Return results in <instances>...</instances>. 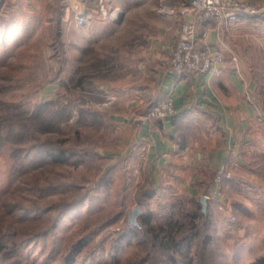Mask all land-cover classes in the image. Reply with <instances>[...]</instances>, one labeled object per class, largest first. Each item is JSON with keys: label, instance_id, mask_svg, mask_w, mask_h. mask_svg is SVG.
I'll return each instance as SVG.
<instances>
[{"label": "rangeland", "instance_id": "rangeland-1", "mask_svg": "<svg viewBox=\"0 0 264 264\" xmlns=\"http://www.w3.org/2000/svg\"><path fill=\"white\" fill-rule=\"evenodd\" d=\"M106 21L98 0H0V233L15 249L13 264H64L71 252L72 264H149L137 238L119 237L151 180L123 138L132 131L108 115L123 82L109 76L117 73L108 72V62L116 66L119 56L104 57L106 44L89 46L86 28ZM246 68L257 78L253 99L264 121V56L251 57ZM48 146L75 153L55 160ZM255 149L246 161L251 172L230 168L217 182L236 177L244 184L233 179L223 186L225 204L207 203L205 251L193 238L191 261L161 264H249L264 255V136ZM165 187L141 203L138 222L148 211L153 222L162 219L188 196ZM78 193L87 196L55 218Z\"/></svg>", "mask_w": 264, "mask_h": 264}, {"label": "crops", "instance_id": "crops-1", "mask_svg": "<svg viewBox=\"0 0 264 264\" xmlns=\"http://www.w3.org/2000/svg\"><path fill=\"white\" fill-rule=\"evenodd\" d=\"M110 1L122 9L123 18L86 27L89 46L106 44L110 49L104 57L119 56L116 66L108 62V72L114 68L117 73L109 76L123 81L114 102L118 107H109L108 115L132 131L123 138L129 139V151L142 157L154 186L196 198L204 194L210 208L211 203L225 204L223 186L243 180L208 184L213 170L227 163L235 173L251 172L246 161L264 136L261 107L253 99L257 78L246 68L251 57L264 56V12L240 13L234 21L197 22L198 48L220 52L223 58L213 69L176 80L166 64L183 19L176 10L189 0ZM167 97L175 112L148 121L144 113L149 106ZM127 113L137 115L129 119Z\"/></svg>", "mask_w": 264, "mask_h": 264}, {"label": "trees", "instance_id": "trees-1", "mask_svg": "<svg viewBox=\"0 0 264 264\" xmlns=\"http://www.w3.org/2000/svg\"><path fill=\"white\" fill-rule=\"evenodd\" d=\"M161 118L156 117V119ZM45 150V154L55 160L65 159L66 156H70L69 154L75 153L74 150L67 151L62 147L48 146ZM17 159L16 161L19 162V159ZM210 183H214L212 178L208 181V184ZM156 188L150 181L149 186L138 196L139 204L145 203L147 198L156 192ZM86 196L87 193L86 195L85 193H78L76 197L74 195L71 202L65 201L63 204L61 203L59 212L55 218H58L61 212L69 211L76 207ZM184 202H189L190 205H185ZM210 215L209 211L203 210L199 198L188 195L172 203L171 209L158 221L153 222V214L148 211L138 224L126 223L119 237H129L131 235L137 238L144 245V248H146L143 259H146L149 264H161L162 261L174 263L177 258L186 263L193 258L190 253L191 240L193 238H198V246L204 249V251L207 248L210 240V233L208 232ZM167 225H171L172 227H167ZM5 238L6 235L0 233V264H13L14 258L11 257V253L15 249L13 246L6 244ZM74 246L72 247L73 249ZM75 248L78 250L79 246ZM197 253H199L200 257H203L202 252L197 251ZM176 254H178V257ZM74 258L75 256L72 252L69 253L64 259V264H72ZM249 264H264V255L255 257Z\"/></svg>", "mask_w": 264, "mask_h": 264}, {"label": "built area", "instance_id": "built-area-1", "mask_svg": "<svg viewBox=\"0 0 264 264\" xmlns=\"http://www.w3.org/2000/svg\"><path fill=\"white\" fill-rule=\"evenodd\" d=\"M109 0H98L101 15L107 20H118L122 9L108 5ZM173 11L172 9H168ZM176 12L183 17L180 24L177 41L168 57V72L176 80H180L196 71L213 69L222 60L220 52H202L197 45V22L207 19L216 21H234L240 13L255 15L264 12V2L255 3L251 0H189L187 4L178 7ZM188 13L193 18L187 19ZM175 112L173 99L167 97L152 103L147 111L150 119L165 117ZM227 163H222L215 170V181L230 177ZM235 218V217H233Z\"/></svg>", "mask_w": 264, "mask_h": 264}, {"label": "water", "instance_id": "water-1", "mask_svg": "<svg viewBox=\"0 0 264 264\" xmlns=\"http://www.w3.org/2000/svg\"><path fill=\"white\" fill-rule=\"evenodd\" d=\"M199 200L202 203L203 210H206L207 202L206 195L202 194L199 196ZM143 212V207L139 204L134 205L128 210L127 219L131 224H138L137 216Z\"/></svg>", "mask_w": 264, "mask_h": 264}]
</instances>
